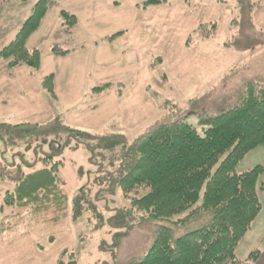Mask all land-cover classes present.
<instances>
[{
    "label": "rangeland",
    "instance_id": "rangeland-1",
    "mask_svg": "<svg viewBox=\"0 0 264 264\" xmlns=\"http://www.w3.org/2000/svg\"><path fill=\"white\" fill-rule=\"evenodd\" d=\"M39 1L3 3L0 50L13 40ZM99 2L92 9L82 5L81 0L51 1L39 27L25 44L29 50L42 51L38 70L24 66L7 69L6 63L0 62V123L42 124L59 118L66 126L88 130L85 132L91 135L123 134L130 144L168 111H174L188 115L187 122L201 134L205 127L198 124L199 107H192L190 100L201 98L210 90L211 93L223 91L224 87L236 84L241 76H264V0H250L252 6H244L243 11L236 0H167L151 6H144L145 0ZM69 11L77 18L73 15L75 23L66 28L62 26L65 20L61 13L72 15ZM202 25L206 35L200 28ZM116 27L126 30V34L117 39L115 53L105 57V65L98 68V74L92 72V76H112L109 82L113 84L103 82L97 87L105 88V93L89 98V105L96 107L89 108L85 115L79 112L64 115L75 106L73 101L85 83L94 80V77L85 80L86 63H96L93 48H89L91 40L106 36L108 41L119 32H110ZM66 33L72 36L69 41ZM131 39L136 43H130V49ZM82 44L85 52L59 64L47 56L53 47L67 53L70 46ZM53 71L58 104L50 106L38 97L37 90L39 79L52 75ZM27 72L36 74L28 77ZM43 93L50 98L44 90ZM65 140L53 135L26 141L5 136L0 140V249L12 247L21 236H27L23 241L42 246L52 261L63 249L74 255L68 259L66 254L65 262L74 258L77 264H117L133 253L142 252L150 243L148 235L135 230L117 250L115 231L108 224L117 211L130 205L114 184L120 176L121 148L106 153L90 141L89 151L84 144L71 140L59 150ZM54 154H58L54 161L62 163L58 180L67 198L66 214L53 223L33 216L29 208L5 205V193L13 191L18 176L42 167L41 161ZM256 166H264V145L248 152L237 164L235 173ZM258 184L264 185V172L258 176ZM77 195L81 207H78L80 214L74 216ZM258 196L261 210L235 250L240 262L258 251L257 260L264 264V193L259 192ZM47 217L53 218V212ZM7 233L10 235L3 238Z\"/></svg>",
    "mask_w": 264,
    "mask_h": 264
},
{
    "label": "trees",
    "instance_id": "trees-1",
    "mask_svg": "<svg viewBox=\"0 0 264 264\" xmlns=\"http://www.w3.org/2000/svg\"><path fill=\"white\" fill-rule=\"evenodd\" d=\"M5 1L0 0V8ZM51 1L37 2L13 40L0 50V62L6 63L7 69L40 68V50H29L25 44ZM166 1L145 0L144 6ZM236 2L240 11L252 6L250 0ZM61 17L65 20L63 27L75 23L73 15L62 12ZM50 52L55 56L66 54L54 47ZM41 86L55 97L53 75L45 77ZM224 89L210 90L190 100L192 107H199L198 124L205 127L201 134L187 122L188 115L168 111L130 144L123 134L91 135L66 126L59 118L42 124L0 123V140L5 136L26 141L53 135L66 139L59 150L71 140L84 144L89 151L90 141L106 153L121 148L120 176L114 184L130 205L108 221L115 231L114 246L118 250L135 230L148 235L150 243L142 252L117 264H254L258 251L240 262L235 250L261 210L258 193H264V185L258 184V176L264 166L240 174L235 168L248 152L264 145V76H241L236 84ZM57 155L44 158L42 167L31 168L30 173H21L13 191L5 193V205L29 208L33 216L59 221L68 204L59 188L62 163L54 161ZM80 201L77 195L74 216L80 214ZM50 212L51 219L47 217ZM66 254L63 249L54 264H77L74 258L65 262ZM73 256L67 254L68 259Z\"/></svg>",
    "mask_w": 264,
    "mask_h": 264
},
{
    "label": "crops",
    "instance_id": "crops-1",
    "mask_svg": "<svg viewBox=\"0 0 264 264\" xmlns=\"http://www.w3.org/2000/svg\"><path fill=\"white\" fill-rule=\"evenodd\" d=\"M99 1H101V0H94V1L93 0H81L82 5H89L92 7V9H95L96 7L99 6V4H100ZM113 4H117V3L113 2ZM70 14L75 15V17L77 18V15L74 12L73 13L70 12ZM119 27H116V28L110 30V32H113V31H119V32L116 33L115 37H111L108 41H105L106 36L98 37V38L96 37V38H93L91 40L92 43L89 46V48L90 47L93 48L91 51L94 54V59H96V63L94 61H92V62H94L93 64H89V62L86 63L87 70H85V71L87 73L85 76V80L87 78H91V77H94L93 78L94 80L90 84L85 83V86L81 89L79 96L75 97V99L73 101L75 106L71 110L65 112L64 115L72 114L75 112H79V115H82V116L85 115L86 113H88L90 111L89 108H95L96 107L95 105H93V106L89 105L90 104V102H88V101H90L89 98L93 95L94 96L95 95L100 96L101 93H105V90H106L105 88L102 90H99L100 86L103 85V82L110 83V84L112 83V82H109L110 78L112 76L104 75V77H101L100 74L98 76H92V72L95 74L96 73L98 74V68L100 66L105 65V63H104L105 57H111L112 56L111 52L115 53L113 48L116 46L115 44H116L117 39H119L120 37H123L126 34V30H120ZM139 27L142 30L145 28L144 26H139ZM139 27L135 26L134 28H139ZM120 28H126V27H120ZM104 31H106L105 27H103V32ZM98 33H100V32H98ZM71 37L69 36L68 33H66V38L68 41L71 39ZM31 38L32 37H30L29 39H31ZM73 42H74V40H73ZM130 43H136V42L132 41V39L128 42L129 48L131 49ZM31 47H34V46H31ZM119 47L122 48V47H124V45H119ZM82 52H85L84 44L79 45V46L74 47V48H72L70 46V48H67V53L64 56H55L51 52L47 56H52L51 59L53 58V63L59 64V62H63L64 59H66V58H68L74 54L82 53ZM130 52H132V51H130ZM100 59H101V61H100ZM19 70H22V69H19ZM25 74H27L28 77H32L36 73L27 72ZM50 74L53 75V80L55 81V79H56L55 71H53V73H50ZM8 75L10 77L12 74H8ZM41 82H42V80L39 79V86L40 87H38L39 89L37 90L38 97H40V99H43L50 106H52L51 105L52 103L54 105H57L58 104L57 96L55 98H51V97L49 98L48 96L44 95L43 88L41 86ZM97 87H99V88H97ZM110 88L113 89L114 87L110 86ZM147 88L148 87L146 86L145 90H144L145 93H147L146 92ZM35 94H36V92H35ZM1 103L5 104V102H3V101ZM85 103H88V107L85 106ZM83 130H85V129H83ZM85 131H88V130H85ZM8 235H10V233H7V234L2 235V236H3V238H5ZM26 237L27 236H25V237L21 236L19 238L18 243L15 245H12V247L0 249V264H45L44 260H46V264H54L55 258H53V261H52V258H47L46 257L47 254L44 253L45 251H43V247L37 245L36 242H34V241H31V242L23 241ZM19 255H20V258L18 257ZM254 264H260V260L259 261L257 260Z\"/></svg>",
    "mask_w": 264,
    "mask_h": 264
}]
</instances>
